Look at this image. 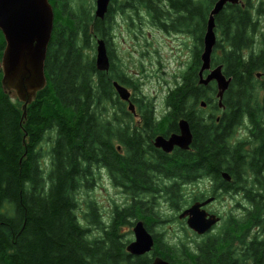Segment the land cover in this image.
Masks as SVG:
<instances>
[{"label":"trees","instance_id":"obj_1","mask_svg":"<svg viewBox=\"0 0 264 264\" xmlns=\"http://www.w3.org/2000/svg\"><path fill=\"white\" fill-rule=\"evenodd\" d=\"M116 1L111 0L104 18L99 19L82 4L73 9L68 0L57 4L50 0L54 22L45 59L47 85L27 106L25 119L22 103L3 91L0 73V264H149L150 254L128 253L130 238L121 232L123 226L133 227L139 220L153 236V256L160 257L161 250V258L172 263L186 264L187 257L188 264H230L228 245L238 234L225 232L228 245L224 250L216 249L221 239L215 238L200 246L201 258L188 251L181 257L179 251L168 248L163 233L155 230L165 221L157 207L163 204L179 211L191 202L190 196L184 197L185 185L205 177L235 189L237 183L247 182L243 179L247 171L252 182L264 189L262 3L255 8L251 0H245L243 7L228 3L215 15L217 39L211 66L221 65L230 78L221 102L224 108H220L215 83L200 84L198 76L206 24L217 0ZM142 9L150 25L193 39L191 60L181 81L167 92V110L160 116L140 92V82L112 61L114 13L141 23ZM258 36L262 46L253 52ZM100 38L110 59L108 71H99L94 55L86 53L94 50ZM4 46L0 31V57ZM246 51H251L248 57ZM113 81L130 91L135 113L119 98ZM245 116L252 126V144H257L246 160L240 148L232 146ZM137 117L139 123L134 122ZM179 119L189 124L190 147L168 154L156 148L154 138L178 132ZM44 143H48L46 149ZM98 168L107 172L128 202L115 205L105 221L96 203L88 200L89 212L83 218L90 224L83 223L76 195L92 190ZM222 172H230L233 183L224 182ZM245 197L252 205L239 222L247 231L264 211V195L247 192ZM249 253L256 264H263L264 240L250 242L243 255Z\"/></svg>","mask_w":264,"mask_h":264},{"label":"rangeland","instance_id":"obj_2","mask_svg":"<svg viewBox=\"0 0 264 264\" xmlns=\"http://www.w3.org/2000/svg\"><path fill=\"white\" fill-rule=\"evenodd\" d=\"M58 1L59 0H56L55 3L57 4ZM120 1L121 0H117L115 4H118ZM251 2L254 4L253 8L262 3V10H264V0H251ZM68 4L73 9H77V7L82 4L87 11L94 15L95 0H68ZM141 13L143 14L141 23L137 19L133 21L132 18H128L126 15L119 12L114 13V27L112 29V39L110 42V48L113 50L112 61L117 67L127 72L133 80L140 82V92L155 105L157 114L160 116L161 113H165L167 110L164 103L167 92L170 88H173L176 83L181 81L182 72L191 60L193 39L186 33H177L174 31L166 32L156 26H152L149 24V17L145 10L142 9ZM260 25H262L264 30V13L260 16ZM261 46V38L258 36L256 37V42L251 51L257 52L261 49ZM94 47H96V41ZM86 53L90 57L94 55L95 58V48L94 50L86 51ZM249 54L250 51H246L245 56L248 57ZM12 99L15 98L12 97ZM247 121L245 120L246 125ZM262 126L264 127V125ZM239 129L240 127L237 129V133ZM245 130V127L242 128L238 136L236 133L233 143H235L236 137L238 140H241L246 135ZM48 139L49 135H47V142ZM243 140L248 144L252 142V139L248 137H245ZM43 146L44 149H46L48 143H44ZM254 146H257L256 142L246 146L248 155L254 152ZM241 153L240 155L244 160L248 159V157H246L247 154ZM46 158L47 154H44L43 159ZM96 174L98 177L92 190H81L76 195L79 201L78 214L83 223L90 224L89 220L83 218L85 213L88 214L89 212L86 206L88 200L96 203L99 214L105 221L111 218L115 205H123L128 202V198L119 188L112 184L107 172L98 168ZM247 176H251V173H248ZM249 187L250 185L245 186V188ZM196 188V182H192L185 185L183 192L185 194L189 193V191L195 193ZM248 192L251 193V189H248ZM261 192L264 195V190ZM184 197L188 198V196ZM241 204L248 206V203L244 199V193L241 191H233L232 193L222 196L220 200L216 199L209 207L212 206L214 210H217L228 219L230 216L240 217L246 214V210L241 209ZM157 208V211L159 210L162 216V221L167 220V218L164 217L165 212L168 213L170 210L173 213L170 207H166V205L163 206V204H160ZM166 217H168V221H164L163 225H157V229L155 228L156 232H162V227L166 228V242L176 246L180 245L181 241H187V245L191 246V239H195L196 237L192 234V231L184 225V220L180 221L177 218H172L170 216ZM87 218L89 219V216H87ZM259 218L261 220L252 225L247 233L234 238L230 243V264L256 263L252 253H249L251 257H248L249 254L247 256L243 254L247 253L251 241L264 240V211L260 213ZM182 226L185 229H183ZM222 227L223 225L215 230L218 236L223 235ZM131 231L132 226L129 224H126L121 229V232L126 234L127 238H130L129 242L133 240V233L131 234ZM244 231H246V227L243 223L233 222L229 228L231 235L241 234ZM91 233L96 235L98 231L92 230ZM226 245V239H221L216 243L215 247L217 250H224L227 247ZM178 254L181 257H185L183 250H180ZM174 263L182 264L176 260Z\"/></svg>","mask_w":264,"mask_h":264},{"label":"water","instance_id":"obj_3","mask_svg":"<svg viewBox=\"0 0 264 264\" xmlns=\"http://www.w3.org/2000/svg\"><path fill=\"white\" fill-rule=\"evenodd\" d=\"M111 0H95L94 16L103 19L108 11ZM239 0H217L209 12L206 30L203 37V50L200 55L201 66L198 72L199 83L208 84L214 80L217 85V97L222 106V97L227 90L230 78L222 72V67L211 69L203 76L205 70L210 69V56L216 43L215 15L226 3H238ZM54 13L49 0H0V31L3 34L5 46L0 59L1 86L3 91L11 98L22 103V119L26 117L27 106L36 98V94L47 85L45 76V59L47 47L53 30ZM95 65L99 71H108L110 59L105 42L102 38L96 40ZM113 86L119 98L128 103L130 112H135V107L130 100V91L113 81ZM204 105V103H203ZM154 146L165 153H169L176 146L188 149L192 142V133L185 119L178 121V133H171L168 137L157 135ZM224 178L228 175L223 173ZM209 200H207L208 202ZM201 204H193L179 216L187 217V225L197 233H203L217 218L211 216L205 219L204 211L200 210ZM134 239L126 246L127 251L136 256L149 252L154 241L142 221L133 227ZM150 264H171L162 258H156Z\"/></svg>","mask_w":264,"mask_h":264},{"label":"flooded vegetation","instance_id":"obj_4","mask_svg":"<svg viewBox=\"0 0 264 264\" xmlns=\"http://www.w3.org/2000/svg\"><path fill=\"white\" fill-rule=\"evenodd\" d=\"M4 49V48H3ZM3 49H2V51H3ZM1 58V57H0ZM134 122H136V123H139L140 122V120H139V117H137L135 120H134ZM175 148H178V149H180L179 147H174L173 148V150L175 149ZM172 150V151H173ZM214 182H215V180H213L212 178H210V179H208L207 180V182H205V188H209L210 187V189L212 190L213 189V184H214ZM215 187H216V189H218L217 190V193L219 192V188L221 187V184L220 183H218V184H216L215 185ZM221 189V188H220ZM204 195H201V197H203ZM206 199V198H205ZM204 199H202V200H200V199H194L193 200V202H195V201H203ZM203 208H205V206L203 207ZM173 218H175V217H173ZM166 221H168V220H166ZM170 221V220H169ZM163 236L165 237V232L163 233ZM165 242H166V240H165ZM166 245L167 246H169L168 248H170V243H168V242H166ZM227 245H228V243H227ZM229 246V245H228ZM154 251H155V246H154V249L151 251L152 253L150 254V258H152V260L153 259H155L156 257H159V256H153V254H154ZM160 254V257H161V255H163L164 254V252H162L161 250H160V252H159ZM164 259V258H163ZM197 259H199V257H197ZM164 260H166V259H164ZM171 261V260H170ZM169 261V262H170ZM151 262V261H150ZM171 263H172V261H171ZM172 264H174V262L172 263Z\"/></svg>","mask_w":264,"mask_h":264}]
</instances>
